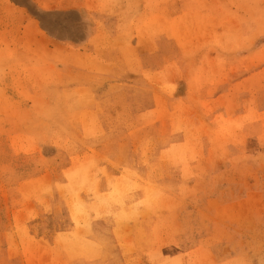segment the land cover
Returning <instances> with one entry per match:
<instances>
[{
  "label": "rangeland",
  "instance_id": "obj_1",
  "mask_svg": "<svg viewBox=\"0 0 264 264\" xmlns=\"http://www.w3.org/2000/svg\"><path fill=\"white\" fill-rule=\"evenodd\" d=\"M0 264H264V0H0Z\"/></svg>",
  "mask_w": 264,
  "mask_h": 264
},
{
  "label": "crops",
  "instance_id": "obj_2",
  "mask_svg": "<svg viewBox=\"0 0 264 264\" xmlns=\"http://www.w3.org/2000/svg\"><path fill=\"white\" fill-rule=\"evenodd\" d=\"M104 99V98H103ZM117 115L116 117H118L119 115H123V116H127V117H133L134 115H137L138 113H135L133 116H131V114H127L126 112H123L122 114H120V113H116L115 111H112V112H107L105 115ZM122 116V117H123ZM105 150V148H101V149H98V151H104Z\"/></svg>",
  "mask_w": 264,
  "mask_h": 264
},
{
  "label": "bare ground",
  "instance_id": "obj_3",
  "mask_svg": "<svg viewBox=\"0 0 264 264\" xmlns=\"http://www.w3.org/2000/svg\"><path fill=\"white\" fill-rule=\"evenodd\" d=\"M47 6V5H46Z\"/></svg>",
  "mask_w": 264,
  "mask_h": 264
}]
</instances>
